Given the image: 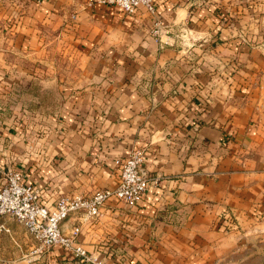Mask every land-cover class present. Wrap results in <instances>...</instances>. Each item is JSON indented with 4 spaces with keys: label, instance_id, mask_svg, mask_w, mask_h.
Here are the masks:
<instances>
[{
    "label": "crops",
    "instance_id": "obj_1",
    "mask_svg": "<svg viewBox=\"0 0 264 264\" xmlns=\"http://www.w3.org/2000/svg\"><path fill=\"white\" fill-rule=\"evenodd\" d=\"M15 74L50 109L0 127V178L22 170L42 204L113 187L114 161L144 151L138 205L110 198L61 224L102 245V264L264 263V0H165L154 15L0 0V91ZM0 223V264H84Z\"/></svg>",
    "mask_w": 264,
    "mask_h": 264
},
{
    "label": "built area",
    "instance_id": "obj_2",
    "mask_svg": "<svg viewBox=\"0 0 264 264\" xmlns=\"http://www.w3.org/2000/svg\"><path fill=\"white\" fill-rule=\"evenodd\" d=\"M87 4L113 5L126 14L144 7L155 14L157 7L165 0H83ZM157 25V22L155 23ZM154 29V32H157ZM119 168L118 179L113 187L96 189L87 195H63L52 205L40 202L38 185L25 180L20 169H8L0 178V217L9 216L23 225L37 243L36 252L45 248L60 247L70 257L84 264H102V245L88 250L79 241V227H72L69 233L61 228L62 222L74 213H81L84 219L99 215L103 203L114 198L130 205H138L147 190L149 176L144 168L142 148L131 150L124 158L114 161ZM0 230L8 229L0 223ZM264 264V263H263Z\"/></svg>",
    "mask_w": 264,
    "mask_h": 264
},
{
    "label": "rangeland",
    "instance_id": "obj_3",
    "mask_svg": "<svg viewBox=\"0 0 264 264\" xmlns=\"http://www.w3.org/2000/svg\"><path fill=\"white\" fill-rule=\"evenodd\" d=\"M52 34H59V31L55 30L52 31ZM57 42L55 43V46L53 47L55 49V52L57 53V55H59L61 53V51H65V46L66 43L65 41H58V39L56 38ZM53 45V44H52ZM57 46V48H56ZM68 47V46H67ZM70 49V47H68ZM51 55H55L52 54ZM61 56V55H60ZM62 57V56H61ZM47 60V64L50 63L49 59H45V61ZM65 60V58H64ZM64 60H60L59 58H57L56 62L59 64L61 62V64H64ZM70 61V60H69ZM38 63L44 64V62H39ZM37 62H35V66L37 67ZM49 62V63H48ZM20 65L23 64L27 67H30V65L28 63L23 62L22 60H18V62ZM16 63V64H17ZM33 65V63H32ZM37 77V74H34ZM34 75H32L31 77H33ZM29 75H25V74H15L13 76H11V78H9V80L13 81V83L8 84V87L11 89L8 92H2L0 91V127L2 126H11V125H19V124H23L26 125L28 123V121H26V123H18V120L23 119L24 117H31L34 116L33 111L35 112H49L50 109V105L49 103H46L48 101H50L51 99H49V96L47 99H43L42 102V106L41 105H36L33 106V103H37V86H34V84H31V80L29 78ZM30 81V82H29ZM36 99L33 100L32 97H35ZM45 103V104H43ZM7 120V122H4V120ZM32 123V122H30ZM28 128V127H26ZM14 131V129H13ZM264 234V233H263ZM263 264V263H262Z\"/></svg>",
    "mask_w": 264,
    "mask_h": 264
}]
</instances>
